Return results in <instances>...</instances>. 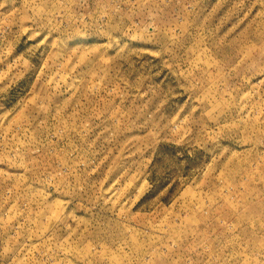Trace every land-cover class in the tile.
I'll use <instances>...</instances> for the list:
<instances>
[{
  "label": "rangeland",
  "instance_id": "374dc122",
  "mask_svg": "<svg viewBox=\"0 0 264 264\" xmlns=\"http://www.w3.org/2000/svg\"><path fill=\"white\" fill-rule=\"evenodd\" d=\"M0 264H264V0H0Z\"/></svg>",
  "mask_w": 264,
  "mask_h": 264
}]
</instances>
